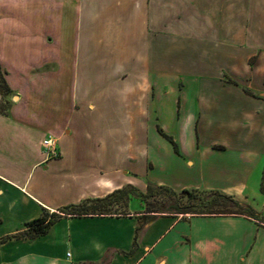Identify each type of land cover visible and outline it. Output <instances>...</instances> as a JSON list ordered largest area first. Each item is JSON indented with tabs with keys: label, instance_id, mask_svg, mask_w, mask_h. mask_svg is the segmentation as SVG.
Returning <instances> with one entry per match:
<instances>
[{
	"label": "crops",
	"instance_id": "obj_1",
	"mask_svg": "<svg viewBox=\"0 0 264 264\" xmlns=\"http://www.w3.org/2000/svg\"><path fill=\"white\" fill-rule=\"evenodd\" d=\"M0 10L41 24L32 59L50 64L39 76L25 68L23 107L0 114L2 238L127 185L218 191L254 211L62 217L0 243L24 240L11 260L264 264V0H0ZM18 30L6 35L25 39ZM48 135L60 156L45 162Z\"/></svg>",
	"mask_w": 264,
	"mask_h": 264
},
{
	"label": "trees",
	"instance_id": "obj_2",
	"mask_svg": "<svg viewBox=\"0 0 264 264\" xmlns=\"http://www.w3.org/2000/svg\"><path fill=\"white\" fill-rule=\"evenodd\" d=\"M10 92L11 89L5 79V73L0 67V101L7 97ZM8 109L7 102H0L1 115L5 116ZM260 190L264 193V170ZM130 197L139 198L145 204L143 212L145 216L143 218L146 221L159 215H243L254 218V211L248 205L218 191L182 190L177 192L166 186L148 183L144 192H138L133 186L127 185L103 198L87 199L81 204L62 208L58 210L59 213H48L43 210L38 219L26 223L23 231L2 238L0 243L10 239L40 237L46 234L49 227L62 217L127 214L110 213V206L120 200L127 204Z\"/></svg>",
	"mask_w": 264,
	"mask_h": 264
},
{
	"label": "rangeland",
	"instance_id": "obj_3",
	"mask_svg": "<svg viewBox=\"0 0 264 264\" xmlns=\"http://www.w3.org/2000/svg\"><path fill=\"white\" fill-rule=\"evenodd\" d=\"M10 11H11V14H5L8 18L6 21H5V18L0 19L1 20V23H0V67L5 73V79L7 81V84L9 86L10 84H12V87L10 86V89H11L10 94L7 97H4L3 99H1L0 102L5 101L9 105V109L6 112V115H9V116L12 114V109L13 111L16 108L18 110H21L20 108L23 107V104L20 102V93H19V89L17 88L18 86L16 83V82L21 81L22 76L25 75V72H23V70L28 67L32 72L31 75L39 76L41 74L42 68L47 69L50 66V64L49 65L45 64L44 67H41V62H40L39 57L32 59L36 54L38 53L40 54L41 52V48H40L41 24L39 22L38 23L32 22L31 24L29 22L28 24H25L23 22V18H24L23 13L22 14H12L13 11L12 10ZM15 11L19 12V10H15ZM20 11L24 12V10L22 9ZM1 13H3V11L0 10V15H4ZM11 17H17L18 24H15V23L10 24L9 20ZM12 26L13 28L15 27L19 29L17 31L18 36L20 37L24 36L23 38L30 39L31 41L30 40L28 41L25 39H22V40L21 39H18V40L10 39L9 36L6 35V33H8L9 27L12 28ZM29 34L32 35L31 38ZM45 140H52L55 143L57 157L52 158L44 150L43 142ZM40 145L42 148V152L44 154L45 162L56 159L60 156L58 145H57V140L53 135H48L47 137L43 138L40 142ZM134 188L138 192H144L136 187ZM85 200H82L78 204H81ZM78 204H74V205H78ZM68 206H71V205H68ZM65 207H62V208H65ZM62 208H60V210ZM110 208H111L110 213H127L129 212V210L131 211H137L140 209L144 210L145 204L139 198L130 197L127 204H125L123 200H120L117 203H113L110 206ZM68 211H71V209H68ZM47 212L49 213V211ZM22 230H24V226L19 231H16L15 233H11V234H16ZM3 236L5 235H1L0 239ZM23 241L24 240H21V241L14 240V241L7 242L3 245H0V264H17L11 259L14 257L15 251L16 250L18 251V249L21 247L20 243ZM18 261L19 259L17 260V262Z\"/></svg>",
	"mask_w": 264,
	"mask_h": 264
},
{
	"label": "built area",
	"instance_id": "obj_4",
	"mask_svg": "<svg viewBox=\"0 0 264 264\" xmlns=\"http://www.w3.org/2000/svg\"><path fill=\"white\" fill-rule=\"evenodd\" d=\"M43 148L52 158L57 157L56 145L52 140H45L43 142ZM67 256H69V254Z\"/></svg>",
	"mask_w": 264,
	"mask_h": 264
}]
</instances>
